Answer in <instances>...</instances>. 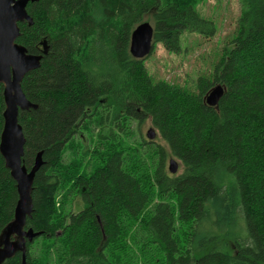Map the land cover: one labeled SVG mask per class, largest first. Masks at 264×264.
Segmentation results:
<instances>
[{"label":"trees","instance_id":"obj_1","mask_svg":"<svg viewBox=\"0 0 264 264\" xmlns=\"http://www.w3.org/2000/svg\"><path fill=\"white\" fill-rule=\"evenodd\" d=\"M199 0H39L33 25L20 23L17 40L29 54L49 51L22 89L36 109L21 111L24 164H44L33 185L25 264H264V0H240L237 29L208 73L176 86L155 80L146 60L130 54L135 28L151 15L154 47L183 51V35L207 40L216 23ZM226 88L218 107L206 104L213 87ZM0 84V137L4 127ZM150 120L166 147L152 162L117 148L116 128ZM87 124L102 164L62 166L67 145ZM156 132V131H155ZM157 134V132H156ZM98 146V144H97ZM181 163L173 174L168 158ZM104 158V159H103ZM66 183L82 198L79 213L57 207ZM64 185V186H63ZM19 195L0 154V237L14 221ZM4 264H23L17 253Z\"/></svg>","mask_w":264,"mask_h":264},{"label":"water","instance_id":"obj_2","mask_svg":"<svg viewBox=\"0 0 264 264\" xmlns=\"http://www.w3.org/2000/svg\"><path fill=\"white\" fill-rule=\"evenodd\" d=\"M39 0H0V84L4 87L5 111L4 127L0 137V154L5 161L6 168L10 171L16 183L19 200L15 209L14 221L3 231L0 237V264L13 258L17 253L23 255V264L26 263L27 242L32 243L41 233L32 228L27 229L28 218L34 209L33 185L37 172L44 164L43 153L37 154L34 166L28 169L24 164L26 138L23 127L19 122L21 111L36 109L22 89L24 78L37 70L49 51L46 41L42 43L43 54H29L28 50L17 43L21 35L19 24L27 22L33 25V18L28 13L30 3ZM154 27L143 22L132 33L130 54L137 60L149 57L154 49ZM226 88L217 85L206 96V104L218 107L225 94ZM149 140L157 136L154 129L147 133ZM179 164L171 159L169 171L176 174Z\"/></svg>","mask_w":264,"mask_h":264},{"label":"rangeland","instance_id":"obj_3","mask_svg":"<svg viewBox=\"0 0 264 264\" xmlns=\"http://www.w3.org/2000/svg\"><path fill=\"white\" fill-rule=\"evenodd\" d=\"M196 7L205 17L216 23L217 35L207 40L195 33H185L182 38L183 51L178 55L169 53L163 45L159 44L154 47L152 54L146 60V66L155 80H166L176 86H184L188 81L208 73L211 67L213 69L215 62L219 61L224 41L232 37L236 31L237 20L241 12L240 0H199ZM144 22L153 26L151 15L146 16ZM86 127L81 140L78 136L74 143L67 145L62 156V166L67 170L73 167L85 169L86 176H90L102 164V155L100 157L95 155L97 147L102 148L97 139L100 128L91 124H87ZM153 128L150 120L142 125L131 121L129 126L124 125L116 128L115 133L118 138L113 144L117 148L123 149L126 154L132 153L136 149L140 150V154L145 152L144 154L152 162L153 148L144 146L145 151L140 145L143 140L149 141L148 143L151 144L152 141L148 139L147 133ZM155 131L157 136L153 143L166 147L167 145L160 137L159 132L156 129ZM101 151L105 154L104 149ZM171 159L174 157L168 158L167 168H169ZM176 161L179 164L180 173L181 163ZM66 185L56 191L57 207L64 209L66 214H77L84 208L82 198L75 192H69L71 184L66 183Z\"/></svg>","mask_w":264,"mask_h":264}]
</instances>
